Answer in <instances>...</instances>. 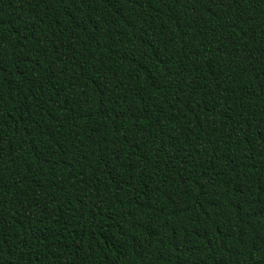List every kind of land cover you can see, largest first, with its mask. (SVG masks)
Returning a JSON list of instances; mask_svg holds the SVG:
<instances>
[{
  "label": "trees",
  "instance_id": "16d2710c",
  "mask_svg": "<svg viewBox=\"0 0 264 264\" xmlns=\"http://www.w3.org/2000/svg\"><path fill=\"white\" fill-rule=\"evenodd\" d=\"M0 264H264V0H0Z\"/></svg>",
  "mask_w": 264,
  "mask_h": 264
}]
</instances>
